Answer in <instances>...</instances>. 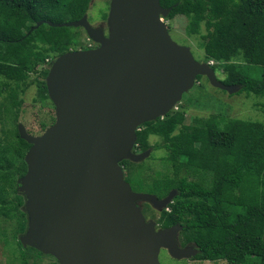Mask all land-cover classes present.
Listing matches in <instances>:
<instances>
[{
  "label": "trees",
  "instance_id": "trees-1",
  "mask_svg": "<svg viewBox=\"0 0 264 264\" xmlns=\"http://www.w3.org/2000/svg\"><path fill=\"white\" fill-rule=\"evenodd\" d=\"M90 3L91 0H0V96L5 94L0 103V113L4 115L0 120L3 126H9L2 128L0 136V221L15 223V250L36 251L24 248L19 241L27 218L17 180L26 173L24 156L30 148L18 136L16 127L20 124L21 96L34 83L39 102L47 105L50 100L45 78L51 62L64 53L89 49L92 44L87 42L82 28L43 23L30 29L41 21H77L87 14ZM159 3L170 9L166 21L185 19L184 34L202 49L201 61H212L214 72L224 74L223 84L238 85L239 93L264 100V0ZM106 18L105 13L103 21ZM82 34L86 45L82 44ZM256 69L259 76L254 78ZM31 75L33 79L29 81ZM201 78L198 76L196 83ZM187 100L177 103L166 116L141 125L136 132L133 152L149 150L146 160H152L154 152L162 151L160 169L145 166L146 160H123L120 166L124 180L132 191L157 199L176 191L172 202L157 211V216L147 203H142L141 209L158 228L181 226L178 244H193L198 251L191 259L264 264V124L223 114L194 117L188 124L186 111L199 109V104L193 105L192 94ZM54 120L51 115L48 122H40L41 131L34 134L41 135ZM151 137L157 140L150 143ZM0 236L5 238L1 227ZM27 256L21 253L9 262L28 264Z\"/></svg>",
  "mask_w": 264,
  "mask_h": 264
},
{
  "label": "water",
  "instance_id": "water-1",
  "mask_svg": "<svg viewBox=\"0 0 264 264\" xmlns=\"http://www.w3.org/2000/svg\"><path fill=\"white\" fill-rule=\"evenodd\" d=\"M107 34L87 15L51 27L82 28L97 47L54 59L45 78L55 120L41 135L19 124L30 145L26 173L17 180L27 224L19 237L58 264H160V250L175 260L197 249L179 248L181 226L157 229L139 203L167 208L176 191L162 199L133 192L120 162L140 163L150 151L134 153L136 132L166 116L196 84L198 76L229 94L240 90L217 79L208 63L176 44L164 22L170 9L159 0H108Z\"/></svg>",
  "mask_w": 264,
  "mask_h": 264
},
{
  "label": "rangeland",
  "instance_id": "rangeland-1",
  "mask_svg": "<svg viewBox=\"0 0 264 264\" xmlns=\"http://www.w3.org/2000/svg\"><path fill=\"white\" fill-rule=\"evenodd\" d=\"M109 3L108 0H91L89 10L87 12V20L89 24L94 28H100L105 30L106 24L103 21V15L108 13ZM164 22L169 28V36L171 39L180 46L189 47L193 58L197 62H202L203 51L196 44L195 40L188 38L184 34V26L186 25L185 19L182 17L174 18L172 20H165ZM82 44L86 45V40L82 34ZM81 43V41H80ZM78 46H76L77 48ZM257 68V67H256ZM218 80L222 81L224 79V74L222 72H215ZM252 76L257 78L259 76V69H256ZM33 79L32 75L30 76L29 81ZM199 84V85H198ZM37 87L34 83L29 87V89L21 96L23 104L19 111L18 122L22 124L26 132L31 136H36L34 133H40L41 129L39 123L42 121H49L51 115H54V109L51 107V102L46 105L45 103L39 102L37 98ZM193 95V105L199 104L203 109L200 108L199 105L195 108H188L186 111V123L190 124L192 118L194 117H207L210 115L223 114L224 117L240 119V120H249V121H259L264 124V100L257 98L254 95H247L245 92L234 94H229L226 91L217 89L212 87L206 78H201L199 83H196L193 88L185 93L182 96L181 102L188 101L187 98L190 95ZM5 94L0 96V103L3 100ZM185 107H188L186 104ZM3 114L0 113V119H3ZM53 121H51L52 123ZM19 125V124H18ZM18 125L16 127H18ZM2 128H9L8 124L3 126V123L0 120V136ZM48 128V127H47ZM46 128V129H47ZM45 129V130H46ZM29 130V131H28ZM32 131V132H30ZM42 134V133H41ZM157 139L154 137L150 138V143H154ZM162 151L154 152L152 160H143L145 161V166L151 165L155 169H160L159 159L162 157ZM135 192V191H133ZM143 193V192H136ZM148 194V193H146ZM142 203H139V206L143 208ZM143 211V210H142ZM155 216H157V210ZM143 214V212H142ZM145 220L147 221V214H143ZM149 220V219H148ZM0 227L2 228L3 233H5V238L0 236V264H10V260H15L17 255L19 254H27V262L30 264L33 260H36L37 257L40 260L38 263H45L48 261H52L48 258V256H43L38 254L36 251H32L30 249H20L15 250L16 243L13 238V229L15 228V223H4L0 221ZM20 237V236H19ZM16 251V254L14 253ZM34 257V259L32 258ZM158 260L160 264H226L224 261L215 262H207V261H199L194 259H183V260H175L171 258L165 250H160L158 255ZM37 263V261H36Z\"/></svg>",
  "mask_w": 264,
  "mask_h": 264
},
{
  "label": "flooded vegetation",
  "instance_id": "flooded-vegetation-1",
  "mask_svg": "<svg viewBox=\"0 0 264 264\" xmlns=\"http://www.w3.org/2000/svg\"><path fill=\"white\" fill-rule=\"evenodd\" d=\"M103 30V29H102ZM104 31V33H105V35L107 34V28H105V30H103ZM89 49H91V48H95V47H97V45L96 44H90L89 45ZM137 153H140V152H137ZM157 229H158V227H157ZM160 229V228H159ZM178 243V242H177ZM178 246H179V248H184V247H191V248H194V249H196V247L193 245V244H187V245H179L178 244ZM25 248V247H24ZM30 248V247H29ZM33 250H35V249H33ZM37 251V250H36ZM38 252V251H37ZM38 254H40V255H43V254H41L40 252H38ZM43 256H48V255H43ZM48 258L49 259H51L52 261H48V262H45V263H41V264H58V262L53 258V257H51V256H48ZM42 261V260H44V259H39V257H37L36 258V260H33L30 264H40V263H38L39 261ZM36 261H37V263H36Z\"/></svg>",
  "mask_w": 264,
  "mask_h": 264
},
{
  "label": "clouds",
  "instance_id": "clouds-1",
  "mask_svg": "<svg viewBox=\"0 0 264 264\" xmlns=\"http://www.w3.org/2000/svg\"><path fill=\"white\" fill-rule=\"evenodd\" d=\"M87 42H91V41H89V39L87 38ZM90 48V47H89ZM200 63H203V62H200ZM206 63H208V65L210 66V67H212L213 66V62L212 61H209V62H206ZM142 210V209H141ZM147 221H152V220H148L147 219ZM154 222V221H153ZM155 223V222H154ZM156 224V223H155ZM178 225V224H177ZM156 226H157V224H156ZM158 227V226H157ZM156 227V228H157ZM159 229V228H158ZM161 229V228H160ZM179 233V232H178ZM178 235V234H177Z\"/></svg>",
  "mask_w": 264,
  "mask_h": 264
}]
</instances>
